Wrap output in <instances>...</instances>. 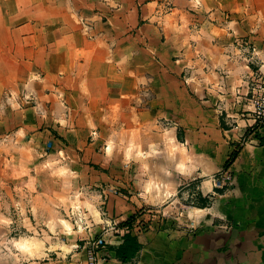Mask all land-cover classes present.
Returning a JSON list of instances; mask_svg holds the SVG:
<instances>
[{
    "label": "crops",
    "instance_id": "1",
    "mask_svg": "<svg viewBox=\"0 0 264 264\" xmlns=\"http://www.w3.org/2000/svg\"><path fill=\"white\" fill-rule=\"evenodd\" d=\"M256 75L264 0H0V264H87L98 237L117 264L126 232L139 264H264Z\"/></svg>",
    "mask_w": 264,
    "mask_h": 264
},
{
    "label": "built area",
    "instance_id": "2",
    "mask_svg": "<svg viewBox=\"0 0 264 264\" xmlns=\"http://www.w3.org/2000/svg\"><path fill=\"white\" fill-rule=\"evenodd\" d=\"M252 83L249 84L247 93V101L252 107L253 121L257 126L264 127V76H254ZM223 176L228 177L227 170H224ZM116 193L117 191L114 190ZM78 194L71 195L75 198ZM69 216L72 224L78 229L84 220L83 211L80 205L76 202L69 208ZM123 229H128L125 226ZM105 248V240L102 237L91 239L87 249V264H97L99 255L98 252ZM105 264H110L108 261ZM117 264H139L135 259L128 261L118 260Z\"/></svg>",
    "mask_w": 264,
    "mask_h": 264
},
{
    "label": "rangeland",
    "instance_id": "3",
    "mask_svg": "<svg viewBox=\"0 0 264 264\" xmlns=\"http://www.w3.org/2000/svg\"><path fill=\"white\" fill-rule=\"evenodd\" d=\"M223 172H224V170L221 171L220 173H223ZM227 173H228V177L222 176V178H220L222 181L225 182V184L222 186V188L227 186V184H229V181L231 180V177H230V174L228 171H227ZM216 185H218V183H216ZM24 189H26V186L18 184L17 190H15V194L13 197L14 201H13V204L11 206V210H9L10 216L13 220H16V219L21 220L22 218L29 217V212H28V203L29 202L27 201L28 199L26 198L27 199L26 200L25 196H23V195L20 196L22 192H25ZM18 193H19V195H18ZM134 220H135V218H134ZM8 229H9L8 233L6 234L4 240L7 241V245L9 247H11L12 245L16 246L15 241L25 243L27 246L25 248H30L32 246V240H33L32 236L34 235V233L30 232L29 230H26V227L17 226L15 224V221H13L9 224ZM25 248H22V249H25Z\"/></svg>",
    "mask_w": 264,
    "mask_h": 264
},
{
    "label": "trees",
    "instance_id": "4",
    "mask_svg": "<svg viewBox=\"0 0 264 264\" xmlns=\"http://www.w3.org/2000/svg\"><path fill=\"white\" fill-rule=\"evenodd\" d=\"M237 155V149L231 152L228 159L224 162L223 168L226 169ZM134 215L127 217L125 220L118 223V226H130L134 221ZM139 249V244L135 236L126 232L122 235V242L115 249V255L120 261H128L132 259Z\"/></svg>",
    "mask_w": 264,
    "mask_h": 264
}]
</instances>
